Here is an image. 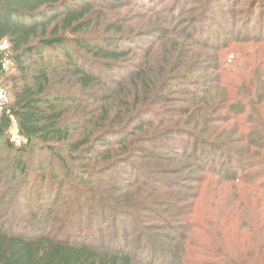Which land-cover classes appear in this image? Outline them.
<instances>
[{
  "label": "trees",
  "instance_id": "obj_1",
  "mask_svg": "<svg viewBox=\"0 0 264 264\" xmlns=\"http://www.w3.org/2000/svg\"><path fill=\"white\" fill-rule=\"evenodd\" d=\"M144 1L0 0V264L264 262V86L213 99L207 32L264 43L263 0ZM204 183L250 234L240 256L195 237Z\"/></svg>",
  "mask_w": 264,
  "mask_h": 264
},
{
  "label": "rangeland",
  "instance_id": "obj_2",
  "mask_svg": "<svg viewBox=\"0 0 264 264\" xmlns=\"http://www.w3.org/2000/svg\"><path fill=\"white\" fill-rule=\"evenodd\" d=\"M144 1V0H143ZM182 0H154L152 7H157V9L165 12L174 8L176 4L178 9L182 8V4H179ZM204 0H184V8L178 13H184V15L189 17H197L200 11H197V3ZM148 6V2L144 1ZM253 23L251 28L257 27V35L260 34V31L263 33L262 38L264 37V0L261 2V5L256 6V9L253 11ZM125 16L126 11L122 12ZM122 13H118L121 15ZM117 15V14H116ZM110 17L115 15L109 14ZM109 20V17L107 18ZM156 20V19H155ZM158 23L160 22V17H157ZM261 20V23H260ZM142 24L141 22L139 23ZM223 24H226L225 22ZM218 31L221 25H212V28H208V33L211 36L217 32L222 35V40L219 42L222 46L217 53H212V61L214 64L215 71L211 70L208 74L213 85L221 81L222 89L213 95L215 100H223L228 96L244 95L249 92L250 84L254 83V80H260L264 86V43L257 42L250 43V45L242 47L241 43L245 40L246 37H243L244 33H241V37L235 36L230 37V29L228 24L223 26ZM138 25V24H137ZM209 26V24H207ZM214 27V28H213ZM211 29V30H210ZM256 29V28H255ZM213 31V32H211ZM243 32V31H242ZM236 35V34H235ZM208 39L216 40V38L209 37ZM233 39L235 42L228 48H223L227 46L230 40ZM224 40V42H223ZM152 42L150 37H141V45L147 46ZM164 51V49H163ZM190 58L186 59V64L189 63ZM260 77L257 78V77ZM4 89V88H3ZM5 90V89H4ZM6 91V90H5ZM7 93V91H6ZM5 105L8 103V98L6 99ZM4 105V106H5ZM3 106V107H4ZM2 109V107H1ZM216 135H212L214 139ZM17 145V143H15ZM203 189L199 193L198 197L192 199V218H196L199 226L204 227L202 231L196 230V239H199L203 242H210L214 240L216 243L218 239L222 240V246L224 249L232 255H241L250 249V234L245 231H240L238 228V219L237 214L234 216L228 217L226 212L223 209H219V206L216 207L215 204L219 200V194L217 191L216 184L208 185L206 187L205 183L203 184ZM225 190L224 187L221 188V191ZM188 194V192H186ZM184 193V195L186 194ZM193 193V192H189ZM251 194H254L250 190ZM194 195V193L192 194ZM197 195V194H195ZM256 197V195H255ZM190 198V197H189ZM193 220V219H192ZM208 221H212V227L208 225ZM248 243V244H247ZM259 264H264V262H259Z\"/></svg>",
  "mask_w": 264,
  "mask_h": 264
},
{
  "label": "built area",
  "instance_id": "obj_3",
  "mask_svg": "<svg viewBox=\"0 0 264 264\" xmlns=\"http://www.w3.org/2000/svg\"><path fill=\"white\" fill-rule=\"evenodd\" d=\"M6 48V43L3 42L2 45L0 46V49L3 50ZM1 68L4 69L6 68V65L5 64H2L1 65ZM7 99V93L6 91L0 86V112L2 111L3 109V106L5 105L6 103V100ZM2 107V109H1ZM10 134H11V137H12V140L17 143V145H19L21 143V138L19 137V135L17 134V131H16V128H15V125H13V127L11 128V131H10Z\"/></svg>",
  "mask_w": 264,
  "mask_h": 264
}]
</instances>
